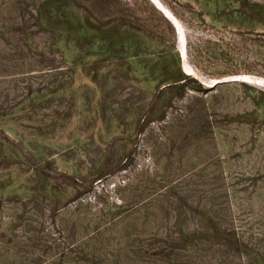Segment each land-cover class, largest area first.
Listing matches in <instances>:
<instances>
[{"label": "rangeland", "instance_id": "rangeland-1", "mask_svg": "<svg viewBox=\"0 0 264 264\" xmlns=\"http://www.w3.org/2000/svg\"><path fill=\"white\" fill-rule=\"evenodd\" d=\"M156 2L0 0V264H264V0Z\"/></svg>", "mask_w": 264, "mask_h": 264}, {"label": "trees", "instance_id": "trees-1", "mask_svg": "<svg viewBox=\"0 0 264 264\" xmlns=\"http://www.w3.org/2000/svg\"><path fill=\"white\" fill-rule=\"evenodd\" d=\"M169 79L171 81V84L169 85L172 88H175L177 90H179L180 92L183 91L184 86H185V81H183V79L179 78L176 75H169ZM49 261H46L44 264H47ZM42 264V263H39Z\"/></svg>", "mask_w": 264, "mask_h": 264}, {"label": "water", "instance_id": "water-1", "mask_svg": "<svg viewBox=\"0 0 264 264\" xmlns=\"http://www.w3.org/2000/svg\"><path fill=\"white\" fill-rule=\"evenodd\" d=\"M162 12L164 13V15L167 17V16H170V17H172V20L171 19H169V20H171V22L174 24V26L175 27H178V35L180 36V39L182 40V39H184V35H183V32H182V29L180 28V25L178 24L177 25V20H176V18L171 14V13H169L167 10H162ZM183 55H185V49H183V51H182V55L181 56H183ZM243 80H245L246 78H242ZM219 81H216L215 83H218ZM262 83H264V81H261Z\"/></svg>", "mask_w": 264, "mask_h": 264}, {"label": "bare ground", "instance_id": "bare-ground-1", "mask_svg": "<svg viewBox=\"0 0 264 264\" xmlns=\"http://www.w3.org/2000/svg\"><path fill=\"white\" fill-rule=\"evenodd\" d=\"M152 2L155 3L157 6H159V9H160L161 11L164 10L163 8L160 7V5L157 4L156 0H152ZM167 18L172 20V17H170V16H167ZM171 20H170V21H171ZM177 25H178V23H177Z\"/></svg>", "mask_w": 264, "mask_h": 264}]
</instances>
